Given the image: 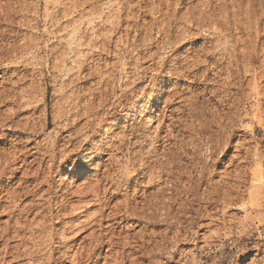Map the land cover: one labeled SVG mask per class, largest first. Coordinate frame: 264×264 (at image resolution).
<instances>
[{
	"label": "bare ground",
	"instance_id": "1",
	"mask_svg": "<svg viewBox=\"0 0 264 264\" xmlns=\"http://www.w3.org/2000/svg\"><path fill=\"white\" fill-rule=\"evenodd\" d=\"M70 1L74 0H46L45 5L46 9L53 5V8H57V12H62L65 15L66 12H70ZM169 1L165 0L166 6L169 5ZM242 1L232 0L234 16H237L238 11L242 9L240 6L244 4ZM249 1L250 5L246 4L245 7L246 11L252 10L251 4L254 0ZM256 1L263 5L261 12L264 13V0ZM154 2L157 5L154 10H159L160 14H164L168 18L167 11L163 12L161 8L162 0H155ZM41 4L42 0H0V219L7 216V219L0 221V264H19V262H21L20 264H100L101 252L105 246L108 247L107 252H111V256L104 257L103 264L110 263L107 258H111L112 264H122L120 258L126 255V250H131L130 254L134 251H141L145 255L148 246L153 243H155V249L159 251L169 241H176V247L184 245L180 242V236L185 228L188 229L195 223L196 215L192 212L199 214V209H195L196 200L209 202L213 196H219L222 199V204L227 205L231 202V197L228 194V183L225 179L212 180L216 172L214 168L223 163L217 153L220 152L221 157L226 156L229 151V139L233 137L232 133H229L228 136L222 135L226 132L222 122L228 119V114L218 113L213 106H200L196 99V120L199 121V124L196 126V136L189 138L191 144L185 138L179 139L180 129L177 133L172 134L173 125L171 122L166 124L167 116L165 113L158 114L156 120L159 126L156 127L153 145L148 148H146V142H138V139L134 141V138L138 136L136 131L139 128L131 127L129 137L124 133L126 125H124L123 130L114 133V129L120 126L119 121L112 122L109 128H105L109 119H113L119 114V112H111L105 107L108 105L110 96L117 91V82H121V85L129 83L131 73L129 69L135 56L131 53L136 49V55H138L136 64H140V66L144 62L150 61L147 59L154 61L141 68L137 84L145 81L150 70L166 66L167 58L171 57L170 55L162 56L160 61L155 62V58L159 56L156 51L148 56H141V48L144 49L145 46H149L150 44L145 42L146 40L152 41V38L146 37L147 39L144 41L137 39L143 28H135L133 23L137 19L130 15L121 20L123 22L121 26L112 29L111 34H115L123 28V24L127 23L124 29L125 33L117 39L118 41L114 42L113 50L108 48L113 47L110 45L112 41L109 40L108 35L105 39L94 42L95 44L99 41L103 42L101 46L97 47L101 53L104 52L108 56L112 55L118 60L121 57H127L128 60L123 59V62L121 59L119 60L123 64L125 77H116L117 71L114 68L117 65L113 63L111 67L109 65V69L106 67L110 71L108 76L99 75L101 86L95 92L89 90L87 98L82 99L83 96L86 97V92L79 86L82 92L78 91L76 95L73 93V96H69L70 100L67 98V104L70 108L63 111L64 123L61 127L58 126L60 129L53 137L46 136L42 140H38V137L48 127V117L46 122L44 121L40 125L41 131L38 130L35 123L31 122L33 119L31 116L25 115L24 118L19 119L22 112L31 111V109L24 108L34 102L33 85L30 83L24 86L26 83L23 81L27 77L22 75L17 78L16 75H20V68L22 67L24 70L31 67L34 69V58H37L45 48L40 45L41 42L38 38H34L37 35L34 29L40 25ZM123 4L125 5V3ZM195 4L193 10L188 11V15L185 16L184 20H181L184 25L176 30L177 39L174 38L176 43H184L188 41L187 36L196 35L197 45V40L204 36L201 37L199 32L192 33L194 27L196 30H200L214 22L221 24V28L210 26L212 33L205 35L204 42L195 50L196 58L193 60V68L184 69L183 72L184 74H187L185 72L193 73L192 77H196V81L200 77H207L212 71H215L214 77L217 78L222 76L224 72H228L227 68L221 66L225 59L230 56L234 59L236 57L235 60L238 61V54H235L228 42L229 37L230 40L236 38L230 35L232 22L228 17H216L215 9L217 8H213L212 0H196ZM223 4V7L219 8V13L228 9L227 3L223 2ZM71 5L79 13L85 11L80 0L79 2L74 1ZM124 8L126 9V5ZM207 11L210 14L204 15ZM195 12L196 14L200 12L199 17H195ZM227 13H229L228 10ZM45 15L51 27L56 25L52 20V13ZM204 16L205 18H203ZM61 17L62 15L59 16V18ZM80 19L82 20V18ZM233 22L237 24L239 21L235 17ZM258 24L260 26L262 22ZM170 29V22L167 20L166 26L159 31L160 35L169 36ZM132 31L135 32L133 39L130 36ZM49 33V35H54V38L57 37L56 29L53 27ZM79 35H82L79 40H83L85 36L83 37L81 33ZM85 40L87 39L85 38ZM138 40L140 48L137 46L134 49L133 45ZM183 40L184 42H182ZM61 41H57L59 45ZM162 41H164V37L160 40V42ZM76 42L77 45L79 43L78 38ZM87 45L89 44L87 43ZM90 46L93 45L90 44ZM235 46L232 44V48ZM216 49L218 50L216 51ZM48 52L47 59H58V62L54 59L56 64L52 63L54 68L61 70L62 66L65 67L67 59L65 58L66 48L64 46L61 45L56 48L51 44ZM239 54L240 62L238 64L239 69L236 71L237 75L241 72L240 63L243 61L242 52ZM199 57H205V59ZM250 59L255 60V57L251 55ZM86 62L85 59L78 64L80 65L79 71L84 69ZM41 63V61L35 63L38 70L42 68ZM179 66L174 64L173 69L177 70ZM202 67L204 70H201ZM62 70L64 69L62 68ZM9 72H11L10 75H8ZM179 75L181 76V74ZM64 77L67 76L64 75ZM242 87L241 83L240 89ZM212 92L214 93V91ZM121 93L123 98L129 96V90L126 87L122 89ZM109 108L111 110L113 106L111 105ZM236 110L235 121H238L241 110ZM181 112L184 113V110ZM243 117L245 118L244 115ZM179 121H182V118H179ZM165 126L169 128H167L165 135H161ZM217 126L219 129L215 130ZM144 136L146 140L147 133ZM172 140L176 141L175 144H179L177 149H175ZM90 145L93 146L89 148ZM125 155H128L126 164L122 162V157ZM74 156H76L75 159ZM59 158L61 160L57 164ZM95 158L100 160L94 167V177L90 176L92 179L90 178L82 184L79 183L73 188L70 183L64 181L65 178L61 174L60 183L57 184L55 176L58 174L55 173L63 170L64 164L69 161H78L79 167H83ZM194 168H199L197 178ZM206 180L207 184L201 195L198 187ZM222 187L227 189L222 192ZM60 191L62 192L59 193ZM212 199L211 201H213ZM214 200L216 201V199ZM140 225L141 227L137 229ZM157 238H160L159 241ZM117 247H120L121 250H116L113 253L112 251Z\"/></svg>",
	"mask_w": 264,
	"mask_h": 264
},
{
	"label": "rangeland",
	"instance_id": "2",
	"mask_svg": "<svg viewBox=\"0 0 264 264\" xmlns=\"http://www.w3.org/2000/svg\"><path fill=\"white\" fill-rule=\"evenodd\" d=\"M74 1L79 2V0ZM74 1L69 2V6H71V8H69L70 12L68 13L70 15L67 12L65 13V15H63L62 12V14L60 12H57V8H53V5L46 9V0H42L41 11L39 14L40 25L38 28L34 29V32L37 33V35H35L36 37L34 36V38H38L41 42L40 45L45 48L39 53L37 58H34V66L36 68L34 67L33 69L31 67L28 70H24V67H22L20 68V75H16L17 78L21 77L22 75H25L27 77L26 80L23 81L24 83H26L24 86L30 83L31 85H33L32 93L34 102L33 104L24 108L31 109V111L26 113L22 112L19 116V119L24 118L25 115L31 116L33 118L31 119V122L35 123L38 130L41 131L40 125L43 124L44 121L46 122V119L48 117V127L44 130L40 137H38V140H42L46 136L53 137L55 135V133L60 129L59 127H61L64 123L63 111L66 108H70L67 104V98L69 99V96H73V93H75L76 95L78 91H80L81 93L82 91L80 87H82L86 92V97L83 96L82 99L87 98L88 92H95L96 89L101 86V84H99L101 78L100 74L108 76L110 72L108 69L113 63H116L117 65V68H114L115 71H117L116 77H125V70H123L124 67L121 62H123V59L128 60L127 57H121L120 62V59L118 60L112 57V55L108 56L104 52L101 53V51L97 47L101 46L103 42L99 41L96 44L94 42L96 40L105 39V37L108 35L107 37L112 41L110 45L113 46L108 48L110 50H113L112 48H114L115 45L114 42H116V40L125 33L124 29L127 26V23L123 24V28H121V30H119L115 34H111L112 29L121 26V23H123L121 22V20L130 15L135 16V18L137 19H135L136 21L133 23L136 26L135 28H143L137 39H143L144 41L145 39H147L146 37H148V39L152 38V41L146 40L145 42L148 45L150 44L149 46H145L144 49L141 48V56H148L152 52L156 51L158 52L159 56L155 58V62L160 61L162 56L165 57L170 55L171 57L167 58L168 61L166 66L150 70L148 72L149 75L145 79V81L137 84V78L139 77L138 75H140L141 68H143V66L145 67L150 65L154 61L152 59H147L150 61L144 62V64L141 66L140 64H136V58L138 55H136L137 51L135 48L137 46V48H140L139 40L136 41V44L133 45L135 50L131 53V55L135 56L131 64V68L129 69V71H131L128 83L129 85H121V82H117V91L112 96H110L108 105L107 107H105V109L108 108L109 111H116L119 112V114H117L113 119H109V123H107L105 128H109L112 122L119 121L120 126L117 129H114V133L123 130L124 125H126L127 127L125 128L124 133L128 137L131 133V127L139 128V130L136 131L138 136L134 138V141L138 139V142H146V148H148L153 145V138L156 127L159 126V123L156 120L158 119V114L165 113V115L167 116L166 124L171 122L173 125V131H171L172 134L177 133L180 129L181 133H179V139L185 138L189 141L190 136H196V126H198L199 124V121L196 120L197 99L200 106H213L218 111V113H227L228 119L222 122L224 130L226 132L222 135L228 136L229 133L233 134V137L229 139V151L227 152L226 156L221 157V153H217V156L222 159L223 163L214 168L217 173L214 170L215 175L212 179L213 181H220L222 178L225 179L226 183H228V194L229 197H231L232 203H228V206L222 204V199H220L219 196H213V199L211 198L214 202L211 201V199L209 200V202L196 200L195 209H199V214H197V212H192V214L196 215V221L194 224L188 227V229L185 228L182 232V235L180 236V242L184 243V245H178L176 247V241H169V243L164 244L161 247L162 250L159 251L158 249H155V243H153L148 246L147 253L145 255L141 251H134L132 255L129 253L131 252V250H126V255L120 258L122 264H263L264 13L261 12L263 11V5L254 0L251 4L252 10H247V12L245 7L246 4H248V6L250 5V1L243 0L242 2L244 4L240 5L242 6V9L238 11L237 16H234L232 12L234 8L231 4L232 0H212L213 8H217L215 9L216 17H228L230 22H232V24L230 25V35L236 38L235 40H230V37H227H229L228 42L231 46V49L234 50L235 54H238V61L235 60L236 57L234 59L233 57L229 56V58L225 59L223 65H221L227 68L228 72H224L222 76H218L217 78H215V71H212L211 74L207 77H200L196 81V77H192L193 73L185 72L187 74H184L183 71L187 68H193V60L194 58H196L195 50L202 42H204L205 35L212 33L210 30V26H213L214 28H221V24H215L214 22H211L210 24H208L209 26L206 25L207 27L204 26L205 28L203 27L200 30H196V27H194L192 33L199 32L201 33V37L204 36L203 38L199 37L200 39L197 40V45L196 35L187 36L186 39L188 41L184 42L183 40L182 42L184 43H176V30H178V27L184 25L181 20H184L185 16H187L188 13L193 10V6L196 5V0H170L168 6H166L165 0H162L161 8L163 9V12L167 11L168 18H166L164 14H160L158 12L159 10H154V7L157 6L154 2L155 0H80V2H82L83 6L85 7V11H83L82 13L77 12L73 5H71ZM223 2L227 3L228 9L223 10V13H219V8H222L224 5ZM123 3H125L126 9L124 8L125 5ZM48 10L49 12H47ZM227 10L229 11V13L226 14ZM55 12L57 13L55 14ZM47 13H52V20L56 24L52 26L53 29H56L57 32V37L55 38L54 35H49V30H51L52 27L46 20L45 14ZM198 14H196L195 12V17H199ZM206 14H210L209 11L204 13V15ZM61 15L62 17L59 18V16ZM79 17L82 18V20ZM235 17L237 21H239L237 22V24L233 22V19ZM203 18H205V16ZM167 20L168 22H170L171 26V29L169 31L170 35H160L159 31L162 27L166 26ZM259 22H262V25L260 24L259 26ZM64 24L67 25L65 26ZM98 24L101 25L99 26ZM58 29L60 30L58 31ZM64 29L66 30L64 31ZM78 32L79 34H83V37L85 36L83 38L84 41L82 39L79 40L80 36L82 35H79ZM134 35L135 32L132 31L130 35L131 39L134 38ZM60 37L62 38L60 39ZM163 37L164 41L160 42ZM77 38L79 43L76 45ZM85 38L88 41L91 39V43L87 42ZM60 40H62V44L60 42L59 45V42L57 41ZM80 42L81 44L83 43V45H81ZM86 42L89 45H87ZM51 44L56 48H59L61 45L66 48L65 58L67 60L65 62V67L62 66L64 70H62V68L60 70L59 68L53 67L52 63H55L56 61L58 62V59H47L49 53L48 49ZM90 44L93 46H90ZM232 44L236 46L232 48ZM217 50L218 49H216V51ZM240 52H242L243 54V61L240 63L241 72H239L240 74L237 75L236 71L239 69L238 64L240 62ZM34 53L36 54L35 50ZM251 55L255 57V60L250 59ZM174 58H176V60H174ZM199 58L205 59V57ZM85 59L87 60V62L84 66V69H81V71H79L78 68H80V65L78 64L82 61H85ZM39 61L42 62V68L38 70V66L35 63ZM73 62L76 64H74ZM174 64L176 66L180 65L177 70L173 69ZM136 66H138L139 68ZM106 67H108V69ZM201 70H204V67H202ZM94 71L95 74H93ZM97 71L100 72L98 73ZM76 73L79 74L77 75ZM10 74L11 72L8 73V75ZM179 74H181V76ZM188 74H190L191 76ZM64 75L67 77H64ZM97 75L100 76L98 77ZM69 77H71L72 79ZM227 77H229V79H226ZM74 81H76L75 84ZM118 81H120V79H118ZM241 83L243 85L242 89H240ZM125 87L129 90V96H124L125 98H123L121 97V92ZM255 90L256 92H254ZM212 91H214V93ZM111 105L113 106V109L110 110L109 107ZM236 109L241 110V114L239 116L240 120L238 121H235V113L237 111ZM181 110H184V113H182ZM243 115L245 116V118L243 117ZM148 118L151 119V121H148ZM179 118H182V121H179ZM175 125L176 127L174 128ZM167 128L169 127L165 126L163 128V131H161V135L166 134L165 132H167ZM218 129V126L215 127V130ZM146 133L148 137L145 140L146 137L144 135ZM172 141L173 145H175L174 147H176L175 149H177V146L179 144H175V140ZM189 143L191 144L190 141ZM92 146L93 145H90L89 148H91ZM127 157L128 155L122 157V162H124V164H126ZM75 158L76 156H74V159ZM60 160L61 158L58 159L57 164L60 162ZM99 160V158H95L90 161L87 166L83 167H79L80 164L78 163V161L67 162L66 164H64L63 170L59 172L56 171L55 173L58 174L57 176H55V178L58 179H56L57 184L60 183L59 177L61 174L62 177L65 178L64 181L66 183H70L73 188H75V185L77 186L79 183L82 184L85 181L89 180L91 177L93 178L95 174L94 167L96 163L99 162ZM194 170L195 174L197 173V178V170H199V168H194ZM206 184L207 180L198 187L199 193L201 195ZM238 185L240 188L237 187ZM226 189V187H222L221 191L223 192ZM61 192L62 191H60L59 193ZM214 199H216V201ZM5 219H7V216L0 219V221ZM140 227L141 225L137 227V229H139ZM170 235L172 236V234ZM159 239L157 238L158 241ZM107 249L108 247L105 246L103 251L101 252L100 264L104 263V257L111 256V252H107ZM116 250H121V248L117 247L112 252L114 253V251ZM166 253H168L169 255ZM107 259V261L110 262L108 264L113 263L111 261V258ZM20 263L21 262H19V264Z\"/></svg>",
	"mask_w": 264,
	"mask_h": 264
}]
</instances>
